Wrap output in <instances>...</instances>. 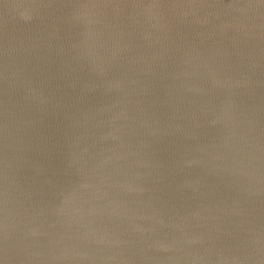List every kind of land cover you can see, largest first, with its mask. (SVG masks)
<instances>
[{"label": "water", "instance_id": "water-1", "mask_svg": "<svg viewBox=\"0 0 264 264\" xmlns=\"http://www.w3.org/2000/svg\"><path fill=\"white\" fill-rule=\"evenodd\" d=\"M0 264H264V0H0Z\"/></svg>", "mask_w": 264, "mask_h": 264}]
</instances>
